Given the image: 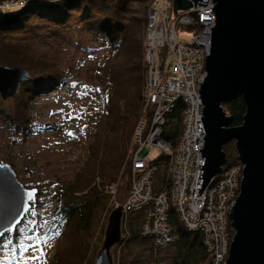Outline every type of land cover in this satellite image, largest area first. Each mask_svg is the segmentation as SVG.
Wrapping results in <instances>:
<instances>
[{"label": "trees", "instance_id": "1", "mask_svg": "<svg viewBox=\"0 0 264 264\" xmlns=\"http://www.w3.org/2000/svg\"><path fill=\"white\" fill-rule=\"evenodd\" d=\"M152 2L153 0H41L27 4L19 11H0V34L26 32L29 29L26 22L29 20L60 27L70 23L83 24L99 45L98 49L107 50V56L98 67V73L104 85L103 90L109 91V95L98 114L93 140L81 170L74 181L59 194L61 205L55 210V227L52 233L56 235L53 251L44 264H87L93 219L99 211L105 212L109 205V195L104 192L103 181L107 180L109 185L115 184L118 192L119 185L115 174L121 168L129 171L132 135L143 112L141 99L145 67L142 52L147 12ZM9 58V64L14 62L12 64L16 67L35 74L21 85L19 93L13 99L12 108L7 111L0 110L4 122L12 131L26 136L30 131V99L36 94L64 85L67 72L52 63L22 66L18 65L23 61L17 56L12 55ZM222 109L232 118L230 127L242 124L245 106L239 96L222 105ZM181 111L178 108L168 116L165 127L164 137L173 148L182 134ZM222 151L226 161L235 162L233 146L225 145ZM168 163L167 157L158 160L153 177L154 192L169 186ZM95 177L100 181L99 184L87 190ZM126 183L125 194L130 187L129 177ZM144 219V213L123 214V237L120 240L123 246L134 242L149 243L150 251L157 250L150 239L141 237ZM167 223L175 239L172 245L175 252L170 258V264H207L209 254L202 244V236L185 231L173 209L168 212ZM227 233L231 239L233 232L229 225ZM6 237H10L14 243L17 235L14 231L7 232L0 241ZM5 261V264H9ZM0 263L3 262L0 260Z\"/></svg>", "mask_w": 264, "mask_h": 264}, {"label": "rangeland", "instance_id": "2", "mask_svg": "<svg viewBox=\"0 0 264 264\" xmlns=\"http://www.w3.org/2000/svg\"><path fill=\"white\" fill-rule=\"evenodd\" d=\"M38 1L41 0H0V11L12 12L16 7L20 10ZM26 24H29L26 32L0 34V66L16 67L12 64L14 62L9 64V57L13 55L23 61L18 65L52 63L66 71L67 76L64 85L30 99V131L26 136L12 131L0 114V164H8L24 188L37 190L35 200L15 228V242L12 243L10 237L0 241V260L4 264L5 260L9 264H44L50 258L56 235L52 233L55 210L61 205L59 194L81 170L93 140L98 114L109 95V91L103 90L98 73L107 50L98 49L99 45L83 24L70 23L60 27L38 20H29ZM177 35L185 38L193 36L194 32L189 28H179ZM34 75L31 73L29 77ZM27 81H21L20 87ZM18 91L11 98H0V110L12 108ZM227 145L233 146V143ZM155 156L156 153H152L149 159ZM128 166L130 171L131 165ZM129 171L121 168L115 174L118 192L114 197L108 196L107 210L99 211L93 219L87 264H94L108 215L125 194ZM106 181H103V189L109 185ZM99 182L95 177L87 190L97 187ZM156 249L150 251L149 243L134 242L123 246L120 241L110 250V258L112 264H139L138 261L170 264L175 248Z\"/></svg>", "mask_w": 264, "mask_h": 264}, {"label": "built area", "instance_id": "3", "mask_svg": "<svg viewBox=\"0 0 264 264\" xmlns=\"http://www.w3.org/2000/svg\"><path fill=\"white\" fill-rule=\"evenodd\" d=\"M212 7L214 2L207 0L205 6L192 4L188 10L174 14L171 0H153L147 12L142 52L143 112L131 140L130 187L115 207H121L123 214L144 213L141 237L150 239L160 250L175 241L167 223L168 212L173 209L185 231L202 236L209 254L207 264H224L231 241L228 216L238 195L241 164L237 159L226 161L201 195L197 196L196 188L204 137L198 90L210 49ZM179 28L192 29L194 35L179 38ZM178 108L182 110V134L173 148L164 137L165 127L168 116ZM152 153L156 156L149 159ZM161 157L169 159V186L154 192L153 177ZM104 192L114 197L117 187L110 184Z\"/></svg>", "mask_w": 264, "mask_h": 264}, {"label": "water", "instance_id": "4", "mask_svg": "<svg viewBox=\"0 0 264 264\" xmlns=\"http://www.w3.org/2000/svg\"><path fill=\"white\" fill-rule=\"evenodd\" d=\"M173 13L207 0H171ZM214 25L205 77L199 85L200 120L204 129L198 195L220 173L226 158L223 146L233 143L241 164L239 191L229 212L232 238L224 264H264V0H212ZM29 73L0 66V98L13 97ZM240 97L245 106L242 124L222 105ZM37 190L24 188L8 164H0V239L15 231L35 200ZM122 208L107 219L94 264H112L110 250L121 240Z\"/></svg>", "mask_w": 264, "mask_h": 264}, {"label": "bare ground", "instance_id": "5", "mask_svg": "<svg viewBox=\"0 0 264 264\" xmlns=\"http://www.w3.org/2000/svg\"><path fill=\"white\" fill-rule=\"evenodd\" d=\"M16 11H17V9H15ZM20 10H22V9H20ZM18 11H19V9H18Z\"/></svg>", "mask_w": 264, "mask_h": 264}]
</instances>
